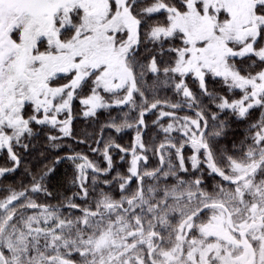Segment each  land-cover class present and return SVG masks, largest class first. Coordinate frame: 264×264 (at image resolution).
<instances>
[{"label":"snow or ice","instance_id":"6c2138e0","mask_svg":"<svg viewBox=\"0 0 264 264\" xmlns=\"http://www.w3.org/2000/svg\"><path fill=\"white\" fill-rule=\"evenodd\" d=\"M160 88L178 99L161 100ZM76 102L97 122L112 107L137 116L110 118L93 147L73 135ZM254 109L242 138L224 143L232 129L220 114L246 121ZM149 113L158 143L144 138ZM44 128L58 132L46 133L52 149L71 138L105 166L58 154L38 177L29 171L30 185L7 189L0 264H264V0H0V150L11 163L0 177ZM104 129L135 136L124 147ZM113 152L127 164L115 176ZM62 160L77 191L38 203Z\"/></svg>","mask_w":264,"mask_h":264},{"label":"trees","instance_id":"16d2710c","mask_svg":"<svg viewBox=\"0 0 264 264\" xmlns=\"http://www.w3.org/2000/svg\"><path fill=\"white\" fill-rule=\"evenodd\" d=\"M189 86L196 89V85L192 84L189 81ZM208 86L210 90H213L219 94H225V89L218 79L210 78L208 80ZM155 95L161 100L170 98V99H178L173 91L170 88H160L157 90ZM149 99H152V94H149ZM207 103V101H205ZM212 111H216L214 106L209 105ZM81 105L78 102L75 103L74 106V114L76 118L72 123V132L73 135L77 138H84L85 135H88V143L93 144V139L100 138V130L102 126L112 117L117 118L118 120L125 115L129 117L130 120H135L137 113L131 110L130 106H122V107H112L110 109H104L100 111L98 122L89 118L86 119L82 115H80ZM260 109L251 110V115L248 117L246 121H239L234 115L230 114V110L228 112H224L220 114L221 120H226L231 125V131L229 132L228 138L223 141L224 143L231 145L232 141H239L242 138L243 132L247 128L248 123L256 121L260 117ZM190 114V111L185 108L183 111L178 112V115ZM158 114L149 113L145 117V121L148 125V128L145 130V141L151 143L152 138L157 136L158 129L153 125V121L156 119ZM170 122V121H169ZM211 124L212 122L209 121ZM51 135H58V132L55 130H50L48 128H44L38 136L34 139L33 143L35 147H33L29 152L22 153V162L19 168L15 172L8 173L4 177H0V199L7 196L9 193L7 189L12 188L15 190H20L23 186L30 185L31 176L29 175V171L36 175L37 177L44 171V166H52V161L56 159V156L59 154L60 156H64L65 154L75 151L77 153H82L87 155L89 160L96 162L100 167L105 166V162L103 161L101 155L99 153L92 152L89 147L85 144H79L74 139L65 138L62 142L66 147L57 149H52L49 146V141L47 140L46 133ZM175 135V133H174ZM135 136V130L129 129L122 133H115L112 129H104L103 130V138L104 140H108L109 137H113L117 143L120 145L127 147L133 141ZM162 139V134L157 136L156 142ZM93 147L95 145L93 144ZM43 153V155H41ZM120 153L113 152V158L115 163V168L112 172V176H115L117 172L124 173L127 168V164L120 161ZM157 161L155 158L150 159L149 166L154 167ZM0 166L3 167H11V163L8 161V157L6 155V151L0 150ZM28 170V171H26ZM74 166L68 160H62L59 164L55 165V171L52 172L45 179V184L48 190L52 193L51 197H44L39 195L36 198L38 203L42 204H50V205H63L66 203V197L72 196L77 189L70 183L72 177L74 176ZM206 183L211 185L213 180L208 178ZM135 187V184H133ZM77 203H80L77 200ZM61 212L64 215L69 214V209L61 207Z\"/></svg>","mask_w":264,"mask_h":264}]
</instances>
